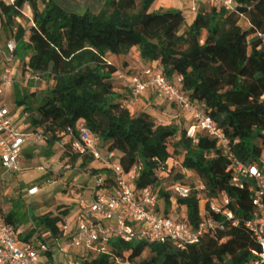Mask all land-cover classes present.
<instances>
[{"label":"trees","instance_id":"trees-1","mask_svg":"<svg viewBox=\"0 0 264 264\" xmlns=\"http://www.w3.org/2000/svg\"><path fill=\"white\" fill-rule=\"evenodd\" d=\"M63 0H0V14L12 22L27 17L32 25L19 26L15 33L16 56L24 70L53 81L42 93L17 100L18 109L28 115L37 133L42 131L47 147L60 144L69 127L84 120L100 138L101 146L115 152L125 172L140 168L136 187H160L177 171L170 158L197 172L205 193L193 192L180 204L192 222L198 219L201 197L225 191L234 200L237 215L247 217L252 210L251 195L244 180L235 182L227 171L228 161L206 154L216 149L215 140L202 136L197 144L187 128L157 124L146 111L132 113L121 108L122 98L114 88L115 65L109 56H127L132 47L144 62H157L170 79L182 76V89L194 100L204 101L207 111L231 140L232 151L246 163L255 161L264 147V0H235L233 11L200 6L196 18L184 30L186 18L180 9L150 12L156 0H108V8L98 18L76 15ZM98 11L104 0H95ZM248 27L244 28L240 20ZM243 48V49H241ZM63 156L73 166L81 160L84 168L92 157L73 153L70 142ZM112 173L103 168V173ZM100 173L94 170L91 174ZM109 176V175H108ZM112 175L108 179H112ZM111 184V180H109ZM81 197V196H80ZM80 198L77 202L79 204ZM0 196V207H1ZM237 206V207H236ZM62 206L60 209H62ZM69 208L60 215L67 216ZM3 214L2 212H0ZM17 231L12 215H4ZM59 238L62 218L50 214L33 219ZM221 246L211 242L179 250L171 243H128L110 241V255L83 260L84 264H246L249 234L231 228ZM45 255L50 256L49 253Z\"/></svg>","mask_w":264,"mask_h":264},{"label":"built area","instance_id":"built-area-1","mask_svg":"<svg viewBox=\"0 0 264 264\" xmlns=\"http://www.w3.org/2000/svg\"><path fill=\"white\" fill-rule=\"evenodd\" d=\"M203 1H207L211 7L225 8L228 11L237 7L235 0H193L191 11L197 14V3ZM16 49L15 35L0 46V96L3 88H11L15 83ZM107 63L113 65L108 58ZM149 63L142 65L141 75L126 76L120 71L116 73L130 92V96L122 101L120 107L132 111L138 100L151 90L157 101L170 104L181 115H189L186 127L188 137L195 144L202 136L215 140L216 149L206 154V157H223L228 161L227 171L233 174V180H244L247 184L252 210L247 217L237 215L232 208L234 200L227 192L221 191L213 196L201 197L200 212L195 222L189 219L188 212L181 209L172 212L168 205L175 202L182 206L180 201L188 199L193 192L204 194L205 184L199 180L188 185L177 182L171 186H163L167 191L168 202L166 198H160V187L137 189L140 168L134 166L130 172H125L116 158V153L104 149L100 138L84 120H79L63 134L69 137L73 153L92 157L94 162H100L104 168L112 171V179H108L109 176L105 173L90 175L93 185L80 198L75 227H61L62 236L68 240L66 248L81 253L83 260L103 254L110 255L109 244L115 238L128 243H171L183 251L190 245L204 242L221 246L227 241L228 230L243 228L249 234L246 246L251 255L250 262L246 264H264L263 145H260L262 153L255 161H242L232 151L229 137L209 115L206 103L192 99L182 89L183 77L170 79L159 69L157 62ZM27 64L28 59L25 76L27 79H37ZM30 137L38 145L37 150L45 143L42 131L35 136L25 132L20 122V109L11 110L0 104V163L3 168L11 172L20 171L21 155L31 142ZM169 162L183 167L182 161L177 158H170L167 163ZM65 169L71 170V165L67 163ZM37 192L38 188L33 187L28 194L34 195ZM66 248L61 251H66ZM46 253L52 256L49 244L41 237L21 240L15 228L0 213V264H42L41 257ZM117 262L121 264L120 260Z\"/></svg>","mask_w":264,"mask_h":264},{"label":"crops","instance_id":"crops-1","mask_svg":"<svg viewBox=\"0 0 264 264\" xmlns=\"http://www.w3.org/2000/svg\"><path fill=\"white\" fill-rule=\"evenodd\" d=\"M192 5L193 4H191L190 8L186 11L177 6L173 7L174 9H180L183 11L188 26L191 25L196 18V13L191 11ZM169 8L171 7H169L167 0H156L150 9V12L162 10L167 11ZM241 22L242 21L240 20V24ZM9 39L5 36L4 25L0 14V46H3ZM132 50L137 52L138 48L132 47ZM149 95L146 93L141 97L139 105L141 104L142 110L140 111H146L155 119L160 118V120H162L164 117L161 116V111L158 112L157 109L149 106L151 104V100L148 97ZM167 112H170L173 115V118L183 116L177 112L175 107H168ZM68 142L69 137L65 136L60 144H55L53 147H47L49 156H39L42 152V147L39 150L32 149V153L36 155L34 157L29 155L30 157L28 158H22L21 155V169L18 172L6 170L0 163V196L2 202L0 212L4 215H12V220L18 227L17 233L21 240H27L32 237H41L47 244H49L52 256L50 253V256L43 255L41 257L42 264H73V261L77 260L76 257L74 258L69 255L71 250L66 248L68 242L66 237H53L48 230L43 226H38L33 220L35 217L50 214L52 218L56 216L62 218L60 228L67 225L68 229H73L76 225L80 207L79 204L73 205V203L78 202L79 199L72 195L74 187L80 184L83 176L75 178L74 180L70 179L72 172L78 169L77 164L72 167L69 163L71 165V170L65 169V165L69 160L68 157H64L63 154L66 151L65 144ZM42 160H46L49 163V166L45 167L42 165ZM79 162H81V160H79ZM177 171L180 175L188 174L189 177L192 178L193 183L200 180L199 175L194 170L177 166ZM191 172H194V176H191ZM89 176L90 175H88V178ZM92 185L93 180L90 177L87 189ZM33 187H37L38 192L34 195H29L28 191ZM87 189L84 193L87 192ZM65 190H67V192H64ZM62 206L64 207L60 209ZM168 206H170L172 212L181 209L187 213L186 207L183 205L180 206L175 202H172V205L170 204ZM65 208H69V214L67 216L60 215ZM64 248L67 250L61 251Z\"/></svg>","mask_w":264,"mask_h":264},{"label":"rangeland","instance_id":"rangeland-1","mask_svg":"<svg viewBox=\"0 0 264 264\" xmlns=\"http://www.w3.org/2000/svg\"><path fill=\"white\" fill-rule=\"evenodd\" d=\"M5 1L11 2V0H5ZM167 2L169 3V7H171L169 8V10L174 9L173 7L177 6V7L182 8V10L186 11L190 8V5L193 4V0H167ZM62 3L65 4L73 12L74 18L76 17V15H89L91 17L98 18L101 13H104L107 10L109 1L104 0L103 6H101V8L98 11L96 10L97 9L96 7L98 5L96 4L95 0H63ZM201 5L207 8L211 7L207 1L197 3L198 8ZM1 19L4 25V32H5V36H7V39H9L10 36L14 37L19 26L23 25L29 28L32 25L30 21H27L26 16L25 17H15L13 18L11 23L7 22V20L4 19L2 16H1ZM241 21H242L241 25L244 28H247L248 23L246 22V20L241 19ZM187 28H188V22H186L184 30H186ZM108 59L113 63V65H115L118 68V70L122 74L126 76L141 75L143 71L142 65L150 64L149 62H144L141 60L138 50L136 52L132 49L127 56H120V57L109 56ZM139 59L141 61H138ZM14 72H15V78H16L15 83L13 84L11 88H8V89L3 88V94L0 96V104L9 107L11 110L12 109L19 110L17 106L18 99L22 98L25 95H32L34 93L37 94V97H41L42 93L45 92L46 89L50 88V86L53 84V81L49 80V78L47 77H38L35 80L27 79V77L25 76L26 74H25L24 67L21 61L18 59L14 64ZM114 78H116V80H114V83H113L115 91L118 94H121L123 99L129 97L130 92L126 84L123 83V81L119 79L117 75ZM149 92H150V95H149ZM147 94L149 95L148 97L151 100V104L149 106L154 109H157L158 112L161 111L162 113L161 116L164 117L162 118V120H160V118L155 119L157 124L178 126L181 130L187 127V124L189 123V116L183 115L178 118H175V117L173 118V115L170 112H167L168 107L172 108L170 104H168L167 106L166 103L157 101L151 90L148 91ZM140 100L141 98L132 108V113H136L142 110L141 104L139 105V102H141ZM28 119H29L28 115H25L23 113V108L20 109V122L25 132L27 134L35 136L37 132L32 129L31 124L29 123ZM30 141L31 142L28 143L26 150L22 154V158H28L30 157L29 155H32L33 157L36 156L35 154L32 153V149L38 148V145L33 142V137H30ZM48 152L49 151L47 150V145L45 142L42 145V152L39 154V156L40 157L49 156ZM41 163L45 167L49 166V163L46 160H42ZM77 166H78V169L72 172L70 179L74 180L75 178L83 176L82 177L83 179L80 182V184L74 187V192L72 195L74 197H77V199H79L83 196L85 190L88 188V182L90 178V176L88 178V175H91V173L94 170H98L100 173H103L104 165L101 164L100 162L95 161V162H92L87 168H84L81 162H77ZM72 167L74 166L72 165ZM107 175L110 176L112 175V173L110 172ZM191 176H194V172H191ZM177 182H181L186 185L193 183L192 178L189 177L188 174L187 175L181 174L177 176L176 173H174L173 175H171L169 179L164 181L163 186L165 187L171 186L173 183H177ZM64 192H67V190H65ZM75 204H77V202L73 203V205ZM69 255L73 256L74 258L75 257L77 258L76 261H73V264H84L81 253L70 251Z\"/></svg>","mask_w":264,"mask_h":264}]
</instances>
